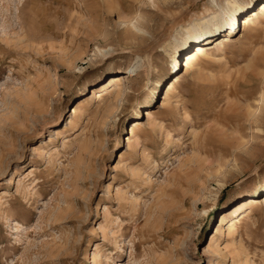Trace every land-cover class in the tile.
<instances>
[{
  "label": "rangeland",
  "instance_id": "374dc122",
  "mask_svg": "<svg viewBox=\"0 0 264 264\" xmlns=\"http://www.w3.org/2000/svg\"><path fill=\"white\" fill-rule=\"evenodd\" d=\"M259 128L264 0H0V264H264Z\"/></svg>",
  "mask_w": 264,
  "mask_h": 264
},
{
  "label": "bare ground",
  "instance_id": "6f19581e",
  "mask_svg": "<svg viewBox=\"0 0 264 264\" xmlns=\"http://www.w3.org/2000/svg\"><path fill=\"white\" fill-rule=\"evenodd\" d=\"M221 24H222V22L220 21L218 23H215L214 25L216 26V28H219V26ZM134 27H136V26L134 25ZM192 35H193V33H192ZM190 64H191L190 62L185 61L183 66H185V69H186V68H188L190 66ZM128 69H130V72L134 71V67H129ZM75 112L76 111L74 109L72 114L74 115ZM263 131L264 130L259 128V129H256L257 133H254V134L253 133H251L250 135H245V134H242V133L238 134L236 136V138H235V151L237 153H241L242 151H244V148L246 149L247 144L253 142L255 140V138L257 139L258 135L262 134ZM237 160L238 159L236 158V156H232L228 161H226L225 163L220 164L217 167V169L214 170V171H216L215 172V176L217 177V184L218 185H222V177H224L227 174V171L233 165H235L237 163ZM258 198H248V199L244 200L242 203L238 204L235 207L236 208L235 210H234V208L231 209V210H234V212H231V214L229 216L227 214L226 215H222L219 218V220H218V227L216 228L215 234L219 230H223V231L226 230L227 232L226 231H224V232H226L227 235H230L231 234V226L233 225L232 224L233 223V219L237 218L238 214L244 208L248 207L249 205H257L259 203ZM245 201H247V202H245ZM207 211L208 210L206 208L198 207V205L195 202V200L193 202H191L190 204L180 206V208H178V210L176 212V215L174 216L175 219L173 221L172 234L174 236L182 235L186 231L185 227L189 223H192L193 221H196V219H198V218H200L202 216H205L207 214ZM226 225H227V228L224 229V227ZM179 227H181V228H179ZM135 228H136V226H135ZM135 228H134V230H135ZM143 229H144V222L138 227V231L142 232ZM134 233H135V231H134ZM139 239H140V235L138 233L137 234L135 233V234L130 236V240L128 239L129 240L128 246H127V248L125 247L126 248L125 259H123V263H121V264H134L135 263V260H136V243L139 241ZM158 251L159 252L157 254V257H158V260L161 261L162 257H163V254H164V251L162 249H159ZM108 262H109V256H105L103 260H100L98 257L93 255L91 257V259H90L88 264H108Z\"/></svg>",
  "mask_w": 264,
  "mask_h": 264
}]
</instances>
